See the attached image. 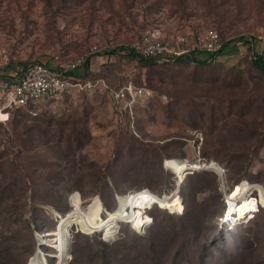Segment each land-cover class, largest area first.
<instances>
[{
    "label": "rangeland",
    "instance_id": "rangeland-1",
    "mask_svg": "<svg viewBox=\"0 0 264 264\" xmlns=\"http://www.w3.org/2000/svg\"><path fill=\"white\" fill-rule=\"evenodd\" d=\"M186 24L214 27L228 44L206 63L143 64L126 54L147 26L171 32ZM263 31L264 0H0V46L15 56L0 74L57 51L88 58L76 76L149 92L131 111L118 110L104 88L5 109L0 264H40L35 253H51L41 243L53 245L55 236L62 251L70 236L66 264H264V205L257 191L247 196L252 208L243 222L221 221L244 182L264 188V71L251 63L253 51L263 50L264 60L257 39ZM71 126L80 147L67 138ZM172 160L215 163L224 184L215 165L177 171ZM197 181L193 195L185 190L187 208L181 184ZM177 184L182 209L153 205L142 231L120 223L116 237L103 241L81 230L77 214L68 220L78 207L98 223L115 216L136 190L167 196ZM30 212L37 222L29 221Z\"/></svg>",
    "mask_w": 264,
    "mask_h": 264
},
{
    "label": "built area",
    "instance_id": "built-area-1",
    "mask_svg": "<svg viewBox=\"0 0 264 264\" xmlns=\"http://www.w3.org/2000/svg\"><path fill=\"white\" fill-rule=\"evenodd\" d=\"M257 39L264 44V31L257 35ZM126 50L159 63H173L182 56H188L192 63L201 60L210 62L222 52L223 39L220 31L214 27L186 24L171 32H165L161 28L147 26L132 39ZM252 54L255 59L257 55L263 54V50L253 51ZM86 58L85 56L71 58L55 51L47 60H32L21 69L0 74V121L8 118V112L5 110L7 108L35 107L44 102H57L65 93L73 90L89 91L104 88L118 110L128 108V111H131L136 102L143 101L149 96V92L143 87L131 83L112 88L101 77L91 79L76 76L73 71L83 65ZM13 59L15 56H12L7 48L0 46V69L7 67ZM175 189L178 194L179 188ZM226 212L223 213L222 222L238 220L237 215L232 214V219ZM150 222L149 217L145 228ZM59 223L60 217L56 225ZM69 239L70 236L63 251L56 242V236L53 245L41 243L46 248L52 247L53 251L45 253L39 249L35 254L38 255L40 264H66L70 259ZM101 239L110 241L102 236ZM61 251L68 252V257L62 259ZM48 258L54 261L49 263Z\"/></svg>",
    "mask_w": 264,
    "mask_h": 264
},
{
    "label": "bare ground",
    "instance_id": "bare-ground-1",
    "mask_svg": "<svg viewBox=\"0 0 264 264\" xmlns=\"http://www.w3.org/2000/svg\"><path fill=\"white\" fill-rule=\"evenodd\" d=\"M171 164L177 171H182L184 169L191 168L192 166L197 167L198 164L199 166L202 165L198 162L193 163L195 164L193 165L191 162H188V160H172ZM204 164L208 166L215 165L217 169H212H214L215 171H221L220 166L215 163L210 164L205 162ZM253 191H257L258 201L264 205V188L257 183L248 184L244 182L239 190L237 197L235 199L230 200L229 207L228 209H226V213L229 218H232V216L230 217L228 213H233L234 215H237L236 217L239 219L240 217L244 216L245 214L251 211L252 207H250V203L247 200V196ZM170 192L171 194L167 196H159L160 194L157 195L156 193L149 191V189L147 188H141L139 190L134 191L128 202L118 208L115 216L107 217L105 219H102L100 222L96 223L94 221L96 217L95 215L94 217L91 215L86 217L84 216V212L81 210V208L77 207L70 211L72 214L68 215V220L71 221L75 219L73 214H77L76 219H78L81 223L80 227L82 231H85L87 233L97 232L104 239L111 240L114 239L118 234L120 223H130L133 228L142 231L149 222V218L145 217V210L151 208L153 205H157L159 206V208L168 209V211L170 212L180 211L182 209V202L176 192V189L174 191H172L171 189ZM118 203L119 201L117 200V205Z\"/></svg>",
    "mask_w": 264,
    "mask_h": 264
},
{
    "label": "trees",
    "instance_id": "trees-1",
    "mask_svg": "<svg viewBox=\"0 0 264 264\" xmlns=\"http://www.w3.org/2000/svg\"><path fill=\"white\" fill-rule=\"evenodd\" d=\"M229 41V40H228ZM227 41H225V42H223V49H224V47L228 44V43H226ZM126 50V49H125ZM126 54L127 55H129L130 57H133V58H137L141 63H143V64H151V63H157V64H161V65H164V66H166V65H175V64H177V62H179L180 60H188V56H182V57H179V58H177L173 63H159V62H157V61H154L153 59H151V58H145V57H141V56H136L132 51H130V50H126ZM196 63H206V61H197ZM251 63H252V65L254 66V67H256V68H258L259 70H262V71H264V60H263V58H262V56L261 55H257L256 56V58L255 59H253L252 61H251ZM84 66L87 68V66H88V58H86L85 59V61H84ZM75 75H78L77 73H75ZM83 77H85V75L83 76ZM94 78V77H93ZM24 108H28V107H24ZM67 138L68 139H70V141H72L73 139H75L76 141H78V147H80V145H81V143H80V141H79V138H78V134H77V128L75 127V126H71V129H70V131H69V133L67 134ZM17 151V153H19V150H16ZM97 172L99 173V174H101L100 173V171L99 170H97ZM188 172V171H187ZM187 172H185V173H187ZM203 173V171L202 172H197V173H195V176H198V175H200V174H202ZM26 178V177H25ZM26 180V179H25ZM24 180V181H25ZM26 182L27 183H29V181L28 180H26ZM198 186H200V182L199 181H197V182H195V183H186V182H184L183 184H181V195L183 196V197H185V201H186V207L188 208L189 207V204H190V202L188 201V193L187 194H185V190L187 189H189V192L191 191V194L193 193V191H192V188L193 189H197V187ZM29 188V186H27V184L24 186V188H22V189H24V191H26L27 189ZM193 195V194H192ZM259 207H261V206H259ZM32 209V208H31ZM30 209V210H31ZM33 210V209H32ZM256 212V211H255ZM255 212H253V213H255ZM251 214H252V212H251ZM38 221L36 218H35V216H34V213L33 212H30V217H29V221ZM27 223H30L28 220H25ZM226 227V226H225ZM227 229V228H226ZM226 231H228V229L226 230ZM230 232V231H229ZM148 237H150V236H148ZM151 237H152V235H151ZM154 238V237H153ZM149 240V242H148V245L149 246H151L152 244H153V240H152V238H150V239H148ZM102 246L103 245H105V242H103V241H98ZM106 254H105V252L104 251H102V256L104 257Z\"/></svg>",
    "mask_w": 264,
    "mask_h": 264
},
{
    "label": "water",
    "instance_id": "water-1",
    "mask_svg": "<svg viewBox=\"0 0 264 264\" xmlns=\"http://www.w3.org/2000/svg\"><path fill=\"white\" fill-rule=\"evenodd\" d=\"M193 165H195V164H193ZM189 166H190V164H189ZM198 169H211L208 165H205V164H203V165H201V166H199V164H198V166L197 167H195V166H192L191 167V169L188 171V172H193V171H195V170H198ZM217 174H218V176H219V180H220V184H221V186H223V175H222V169H221V171H215ZM179 188V186H178V184H177V189Z\"/></svg>",
    "mask_w": 264,
    "mask_h": 264
},
{
    "label": "crops",
    "instance_id": "crops-1",
    "mask_svg": "<svg viewBox=\"0 0 264 264\" xmlns=\"http://www.w3.org/2000/svg\"><path fill=\"white\" fill-rule=\"evenodd\" d=\"M12 72V71H11ZM73 73L75 74L76 72L73 71ZM78 73V72H77ZM79 74V73H78Z\"/></svg>",
    "mask_w": 264,
    "mask_h": 264
}]
</instances>
